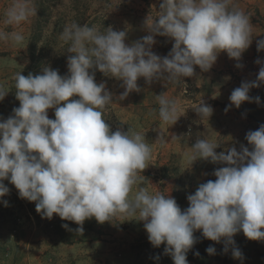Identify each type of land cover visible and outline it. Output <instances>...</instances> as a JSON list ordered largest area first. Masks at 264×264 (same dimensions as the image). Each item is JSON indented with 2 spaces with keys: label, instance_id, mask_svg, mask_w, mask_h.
Here are the masks:
<instances>
[{
  "label": "clouds",
  "instance_id": "9594fccd",
  "mask_svg": "<svg viewBox=\"0 0 264 264\" xmlns=\"http://www.w3.org/2000/svg\"><path fill=\"white\" fill-rule=\"evenodd\" d=\"M4 16L12 30H0V42L23 45L25 25L37 16L35 0H11ZM145 24L150 34L127 44L124 30L108 27L100 32L73 21L61 34L69 45L67 52L74 54L67 58L68 75L50 67L37 75L16 73L19 107L0 121V197L10 191L3 183L7 179L20 198L36 202L42 217L55 214L72 221L80 226L75 230L80 234L84 221L93 217L99 223L121 214L138 217L145 222L149 242L154 247L164 244V254L174 264H188L197 230L211 241L223 240L225 251L240 231L250 240H264V124L246 133L251 150L241 145L239 151L233 146L218 153L220 145L209 139L194 142L191 164L203 159L226 166L214 170L215 180L199 184L187 196L189 206L181 210L170 194L152 193L146 187L132 194L145 180L141 173L149 166L152 149L145 136L131 128L110 129L103 113L116 98L90 71L121 81L120 100L141 91L140 78L146 83L191 78L195 66L210 70L221 52L240 60L253 40L249 16L233 0H162L158 16H148ZM157 35L174 40L166 56L152 51ZM262 50L264 40H258L257 51ZM261 83L264 66L256 81L242 82L232 91L231 104L237 108L245 101L259 104L260 97H250L249 91ZM7 93L0 83V101ZM74 96L79 98L70 99ZM156 99L161 121L175 124L180 117L178 102L166 93ZM49 109L55 110V119L49 118ZM195 111L201 119L213 113L203 101ZM206 252L214 255L216 249L209 246ZM232 255L239 259L242 253L233 248Z\"/></svg>",
  "mask_w": 264,
  "mask_h": 264
},
{
  "label": "rangeland",
  "instance_id": "374dc122",
  "mask_svg": "<svg viewBox=\"0 0 264 264\" xmlns=\"http://www.w3.org/2000/svg\"><path fill=\"white\" fill-rule=\"evenodd\" d=\"M260 1L262 0H233V4L243 10L250 21H258L264 27ZM161 2L162 0H35L37 16L25 25L26 39L23 45L13 46L0 42V83L8 90L5 98L0 101V121L13 115V109L19 107L15 89L16 73L20 72L25 76L29 73L37 75L42 74L45 67H50L58 70L62 76L69 74L67 58L74 54L67 52L69 45L61 39L66 24L73 21L81 25L88 24L100 32L106 31L108 27L124 30L127 33L125 42L131 44L150 34L145 24L146 18L150 16L155 19L158 16ZM10 3L11 0H0V30H12V26L3 22L4 13ZM37 34L38 42L32 51L35 59L32 60L30 46ZM155 40L152 51L161 57L166 56L172 49L174 40L159 35L155 36ZM212 70H209L211 76L207 75L203 79L199 78V72L203 71L195 66L193 77L182 78L175 83L164 79L146 83L144 78H140L137 83L141 91H133L123 100L118 99L124 91L121 81L107 77L99 70H90L95 71L96 82H106L107 89L116 98L103 113L110 129L127 131L131 128L144 135L146 143L152 149L149 166L141 173L145 180L134 187L133 195L139 187H146L152 193L159 191L170 194L179 205L192 190V178L198 169L189 161L193 152L192 145L198 138L212 140L213 136L209 137L208 134L210 131L212 134L214 129L203 122L195 111L199 106L197 104L202 99H209L212 93V88L204 89L197 81H213ZM163 93L175 99L179 105L180 117L173 125L161 121L158 114L156 97ZM78 98L74 96L70 99ZM54 111L48 110L49 118L55 119ZM6 181L7 179L3 183ZM5 201L7 206L19 205L14 197L5 196L1 208ZM19 201L23 202L27 210L21 213L18 227L15 228L7 221L11 218L8 215L3 216L4 210L0 211V264H77L82 257L91 256L93 259L92 246L88 243H118L120 229L130 227L134 218L121 214L113 217L111 221L99 223L93 217L84 221V231L80 234L75 231L80 227L76 223L62 220L55 214L51 219L44 218L41 213H37L36 202L26 199ZM63 224H67L68 228L62 227ZM143 236L145 242L148 235L143 233ZM162 246L165 245H160V249ZM208 247L205 238L201 253L198 256L195 255L196 252L189 254L202 264L205 256L209 255L206 252ZM151 252L153 264H164L161 250L154 252L143 248L139 257L150 256ZM223 253L227 256L225 250ZM232 257L233 255L231 261Z\"/></svg>",
  "mask_w": 264,
  "mask_h": 264
},
{
  "label": "crops",
  "instance_id": "0c3cea01",
  "mask_svg": "<svg viewBox=\"0 0 264 264\" xmlns=\"http://www.w3.org/2000/svg\"><path fill=\"white\" fill-rule=\"evenodd\" d=\"M262 15H264V0L260 1ZM252 24L253 40L249 48L242 54L240 60H235L228 57L226 52L218 54L216 62L213 64L212 71L213 81H197L199 86L212 88V93L209 99H202L204 104L211 106L213 109L212 115L202 121L214 127L212 134L209 132V137L213 136L211 142L220 145L215 151L218 153L230 147H236L240 150L241 145H244L251 150V145L245 139L248 131H254L264 124V83L259 87H253L249 91L250 97H260V103L245 101L239 108L231 104L229 99L232 91L241 86L242 82H252L257 80L260 67L264 66V50L257 51V41L264 40V27L258 21H250ZM259 59L261 64H257ZM240 64L242 67H237ZM199 78H206L210 75L209 70L199 72ZM203 74V75H201ZM201 82V83H200ZM198 103L197 105H199ZM228 109L227 111L225 109ZM207 136V134H205ZM191 162V160H189ZM198 168L196 175L192 178V190L186 194V198L179 203L181 210L189 206L187 196L193 194L199 184L205 183L208 180H215L216 177L212 174L215 169L226 165L213 164L203 159H197L193 162ZM134 217L130 227L120 229L119 241L105 242L95 241L92 246V257L81 258L77 264H153L152 252L150 256L139 257L143 248H149L151 251L159 252L161 250L164 264H174L173 259L169 255L164 254L165 246L154 247L149 239L143 241V233L148 235L144 228V221L136 220ZM198 230L194 232L196 237ZM235 244L228 245L224 256L225 244L223 240L220 243L207 239L208 246H214L216 252L214 255H206L202 264H264V240H250L242 231L233 237ZM202 247H193L187 253L188 264H200L198 259L190 256L189 252L201 253ZM238 248L242 256L237 259L232 257V249ZM91 250V249H90ZM118 254V255H117Z\"/></svg>",
  "mask_w": 264,
  "mask_h": 264
},
{
  "label": "trees",
  "instance_id": "16d2710c",
  "mask_svg": "<svg viewBox=\"0 0 264 264\" xmlns=\"http://www.w3.org/2000/svg\"><path fill=\"white\" fill-rule=\"evenodd\" d=\"M40 14L42 15V8H40L39 10ZM36 36V37H35ZM32 39V43H31V46H30V50H31V53H32V60L35 59L34 57V54H33V50L35 49V44L36 42H38V34L35 35ZM5 185L10 189L9 193L6 194L5 196H11V197H14L16 200H18L19 202V205H14V206H5L4 204V208L2 207L1 208V204H2V200L4 199V197H0V211L1 210H4V215L3 216H6L8 215L11 219L10 220H7L9 222L12 223V225L16 228L19 226L20 224V220H21V213L24 212V210L26 211L27 209L23 206V202H20L19 199H22L19 197V194H18V190L15 188V186L13 184H11L9 182V180H7L5 182ZM12 191V192H11ZM13 192L16 194H13ZM197 238V242L195 243V247L198 248V247H203L204 246V237L202 235V230H198V234L196 236ZM2 250V245L0 244V251Z\"/></svg>",
  "mask_w": 264,
  "mask_h": 264
}]
</instances>
